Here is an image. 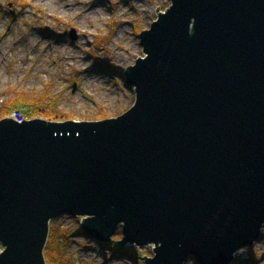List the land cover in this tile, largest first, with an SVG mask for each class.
<instances>
[{
	"label": "water",
	"instance_id": "1",
	"mask_svg": "<svg viewBox=\"0 0 264 264\" xmlns=\"http://www.w3.org/2000/svg\"><path fill=\"white\" fill-rule=\"evenodd\" d=\"M115 119L0 121V264H47L50 224L156 245L145 264H232L264 229V0H170ZM75 40V37H72Z\"/></svg>",
	"mask_w": 264,
	"mask_h": 264
},
{
	"label": "rangeland",
	"instance_id": "2",
	"mask_svg": "<svg viewBox=\"0 0 264 264\" xmlns=\"http://www.w3.org/2000/svg\"><path fill=\"white\" fill-rule=\"evenodd\" d=\"M170 7V0H0V106L19 94L48 93L50 99L59 97L63 113L53 122L121 116L136 101L126 71L146 56L139 36ZM81 221L62 217L51 223L68 236L69 264H138L84 235ZM117 236L119 244L123 237ZM155 248L129 243L124 251L143 252L145 264ZM232 264H264V229Z\"/></svg>",
	"mask_w": 264,
	"mask_h": 264
},
{
	"label": "trees",
	"instance_id": "3",
	"mask_svg": "<svg viewBox=\"0 0 264 264\" xmlns=\"http://www.w3.org/2000/svg\"><path fill=\"white\" fill-rule=\"evenodd\" d=\"M58 100L59 97L50 99L48 93L39 97H29L26 94H19L15 100L8 101L0 106V120L15 110H22L29 119L44 117L45 119H49L48 121H54L57 116H63V113L58 109ZM117 234L119 237H123L121 228H119ZM67 242L68 236L63 231L51 227L44 252L47 264H69ZM102 246L118 255L131 257L138 264H141L140 260L145 256L143 252L136 249H130L128 250L129 252L126 249L124 251V247L121 244L119 245L115 240Z\"/></svg>",
	"mask_w": 264,
	"mask_h": 264
},
{
	"label": "built area",
	"instance_id": "4",
	"mask_svg": "<svg viewBox=\"0 0 264 264\" xmlns=\"http://www.w3.org/2000/svg\"><path fill=\"white\" fill-rule=\"evenodd\" d=\"M8 118L10 119H14L19 123H23L24 121H28L29 119L25 116L24 111L22 110H15L13 111ZM5 252V248L0 245V255L3 254Z\"/></svg>",
	"mask_w": 264,
	"mask_h": 264
},
{
	"label": "bare ground",
	"instance_id": "5",
	"mask_svg": "<svg viewBox=\"0 0 264 264\" xmlns=\"http://www.w3.org/2000/svg\"><path fill=\"white\" fill-rule=\"evenodd\" d=\"M70 7V6H69ZM95 7V11L98 9V7L97 6H94Z\"/></svg>",
	"mask_w": 264,
	"mask_h": 264
},
{
	"label": "flooded vegetation",
	"instance_id": "6",
	"mask_svg": "<svg viewBox=\"0 0 264 264\" xmlns=\"http://www.w3.org/2000/svg\"><path fill=\"white\" fill-rule=\"evenodd\" d=\"M81 230H82V228H81ZM82 232H83V230H82ZM83 234H84V232H83ZM85 235V234H84Z\"/></svg>",
	"mask_w": 264,
	"mask_h": 264
}]
</instances>
